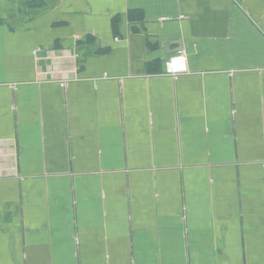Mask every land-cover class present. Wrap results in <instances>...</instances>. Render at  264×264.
<instances>
[{"label":"crops","instance_id":"obj_1","mask_svg":"<svg viewBox=\"0 0 264 264\" xmlns=\"http://www.w3.org/2000/svg\"><path fill=\"white\" fill-rule=\"evenodd\" d=\"M0 264H264V0H0Z\"/></svg>","mask_w":264,"mask_h":264}]
</instances>
